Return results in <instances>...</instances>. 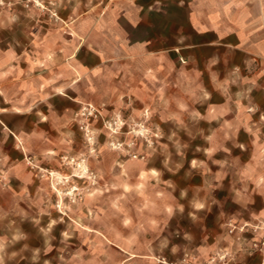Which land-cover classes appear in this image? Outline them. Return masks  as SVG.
<instances>
[{"label": "crops", "instance_id": "0c3cea01", "mask_svg": "<svg viewBox=\"0 0 264 264\" xmlns=\"http://www.w3.org/2000/svg\"><path fill=\"white\" fill-rule=\"evenodd\" d=\"M38 2L45 9L0 0V198L4 181L34 180L32 158L63 170L57 155L73 142L74 115L103 97V78L113 101L150 110L162 133L201 139L200 162L222 167L202 171L206 196L215 180H240L232 166L264 167V0ZM220 238L221 251L233 250L227 230ZM232 262L264 264V253Z\"/></svg>", "mask_w": 264, "mask_h": 264}, {"label": "rangeland", "instance_id": "374dc122", "mask_svg": "<svg viewBox=\"0 0 264 264\" xmlns=\"http://www.w3.org/2000/svg\"><path fill=\"white\" fill-rule=\"evenodd\" d=\"M12 2L45 9L38 0ZM102 81L103 97L80 104L74 115L73 142L57 155L63 170L32 158L34 180L4 181L0 264H233L239 254L264 253L254 248L264 230L230 232L228 225L264 222L254 213L264 207L254 194L264 167L232 166L240 180H215L220 187L206 196L202 171L222 167L200 162L207 154L193 144L201 139L162 133L150 110L134 113L135 104L125 105L123 97L116 103L110 80ZM90 104L94 114L83 111ZM174 142L173 149H159ZM226 230L234 248L221 251L217 243Z\"/></svg>", "mask_w": 264, "mask_h": 264}, {"label": "built area", "instance_id": "2783aa9c", "mask_svg": "<svg viewBox=\"0 0 264 264\" xmlns=\"http://www.w3.org/2000/svg\"><path fill=\"white\" fill-rule=\"evenodd\" d=\"M263 74H264V70H263ZM84 110H87L89 112V114H94V111H96L98 109L90 104L87 107H84L83 111ZM87 111L83 112V114H86ZM81 127L84 128L85 125H82ZM228 225L230 227V229H229L230 232H234L235 230H238L240 233H243L247 226H250L252 232H254V233H256L259 229L264 230V222L262 223V225H260V224L249 225V223H245V224L239 226L236 223H234L232 220H230ZM239 238H241V237H239ZM254 248H255V250L264 251V237L260 241L254 242Z\"/></svg>", "mask_w": 264, "mask_h": 264}]
</instances>
